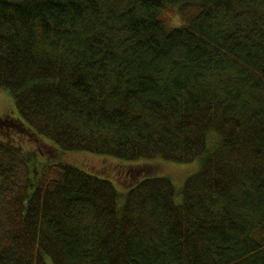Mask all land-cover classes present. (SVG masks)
Instances as JSON below:
<instances>
[{
  "label": "trees",
  "instance_id": "16d2710c",
  "mask_svg": "<svg viewBox=\"0 0 264 264\" xmlns=\"http://www.w3.org/2000/svg\"><path fill=\"white\" fill-rule=\"evenodd\" d=\"M0 90L60 151L201 162L122 194L0 126V264H264V0H0Z\"/></svg>",
  "mask_w": 264,
  "mask_h": 264
},
{
  "label": "rangeland",
  "instance_id": "374dc122",
  "mask_svg": "<svg viewBox=\"0 0 264 264\" xmlns=\"http://www.w3.org/2000/svg\"><path fill=\"white\" fill-rule=\"evenodd\" d=\"M178 21L175 20L176 23ZM16 117L18 113L13 95L7 90H0V126H3L1 131L4 130L1 136L25 151L23 153L18 150V154L31 170L36 166L41 169L47 164L72 165L91 175L111 181L122 194L127 193L130 187L146 177L168 178L180 190L185 181L200 170V160L191 164H177L161 158L146 162H126L86 152H63L49 142L31 136ZM211 141L213 142V138ZM124 196L121 197L120 204H123Z\"/></svg>",
  "mask_w": 264,
  "mask_h": 264
}]
</instances>
